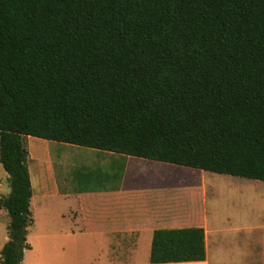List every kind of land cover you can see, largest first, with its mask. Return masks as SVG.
Instances as JSON below:
<instances>
[{
  "label": "trees",
  "instance_id": "16d2710c",
  "mask_svg": "<svg viewBox=\"0 0 264 264\" xmlns=\"http://www.w3.org/2000/svg\"><path fill=\"white\" fill-rule=\"evenodd\" d=\"M25 136L264 181V0H0L1 264L30 248ZM204 257L153 233L151 262Z\"/></svg>",
  "mask_w": 264,
  "mask_h": 264
},
{
  "label": "crops",
  "instance_id": "0c3cea01",
  "mask_svg": "<svg viewBox=\"0 0 264 264\" xmlns=\"http://www.w3.org/2000/svg\"><path fill=\"white\" fill-rule=\"evenodd\" d=\"M38 141L44 157L35 191L28 169L34 234L31 239L27 235L30 248L21 264H264V219L209 204V171L77 145L82 147L74 153L81 160L78 167L87 169L82 175H95L100 182L84 188L70 182L77 180L79 170L70 178L69 161L61 158L69 143ZM51 150L60 156L57 168ZM227 175L216 179L240 187L264 186V181ZM9 191L0 163V195ZM241 195L239 188L229 194ZM8 222L0 208V248L8 240ZM189 227L203 229L204 259L150 261L155 230Z\"/></svg>",
  "mask_w": 264,
  "mask_h": 264
},
{
  "label": "rangeland",
  "instance_id": "374dc122",
  "mask_svg": "<svg viewBox=\"0 0 264 264\" xmlns=\"http://www.w3.org/2000/svg\"><path fill=\"white\" fill-rule=\"evenodd\" d=\"M41 138L34 137V136H25L23 138L25 147L29 151L31 155V159H27V167L30 171V176L33 179V187L34 191L36 190V184H35V177L37 174V167L38 164H40V159L44 157V152L40 148L39 141ZM41 142V141H40ZM55 142V141H51ZM65 144V143H61ZM52 146V143H51ZM63 154L61 158H63L64 161L68 159L69 161V174L70 178L75 176L76 172L75 170H79V173H77V180L70 181L72 184H77L78 186L84 187V188H95L97 187L100 182L95 180V175L91 176H83L82 173H84L87 169H80L79 163L80 159L74 155L76 151L80 150L77 145L74 144H65L63 145ZM58 156L56 150H51V161L55 164V167L57 166V163L55 159H57ZM87 167H92L91 165ZM105 167H101L99 170H104ZM104 172V171H103ZM210 174V194L208 195V203L211 205H215L219 210L222 209L224 211H231L235 210L238 211L240 214L253 212V214L258 219H264V186L263 187H257L252 188L251 186L245 185L243 187L235 186V185H228L224 184L221 180L216 179L217 177L222 176L223 174L220 173H213L208 172ZM228 176V175H227ZM234 177V176H233ZM69 178V179H70ZM71 180V179H70ZM237 188H239V191H241V196L237 198H231L229 196L230 192L235 191ZM256 190L257 192L254 194H251V191ZM243 192V193H242ZM32 225V224H31ZM29 225L27 227V235L29 239L33 238L34 229ZM6 231V227H4Z\"/></svg>",
  "mask_w": 264,
  "mask_h": 264
}]
</instances>
